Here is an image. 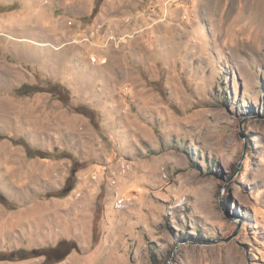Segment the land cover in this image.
<instances>
[{"label": "rangeland", "instance_id": "374dc122", "mask_svg": "<svg viewBox=\"0 0 264 264\" xmlns=\"http://www.w3.org/2000/svg\"><path fill=\"white\" fill-rule=\"evenodd\" d=\"M262 1L0 0V264H264Z\"/></svg>", "mask_w": 264, "mask_h": 264}, {"label": "trees", "instance_id": "16d2710c", "mask_svg": "<svg viewBox=\"0 0 264 264\" xmlns=\"http://www.w3.org/2000/svg\"><path fill=\"white\" fill-rule=\"evenodd\" d=\"M56 89H60L59 86H55ZM42 90L39 88H35L32 85H22L21 87H19L16 90V93L18 95H31L33 93L36 92H41ZM54 93V92H53ZM54 95H56V93H54ZM67 92L62 90V95H57V98L63 103V104H67ZM84 112H86V109H83ZM27 156L29 158H45V154L42 151L39 150H32L29 147L26 149V153ZM74 188V183L72 180H69V182L61 189V191L57 194L58 197H65L67 196ZM52 251V250H51ZM51 251L50 249L48 251H46L45 253L41 254V255H45V258L50 262H57L62 260L64 257H66V255L70 252V250L64 252L62 255L59 256L58 259H50L53 258V256H51ZM40 254V250H31V251H26L24 249H19L16 251H11V253H0V261H21V260H26L29 258H34L37 257Z\"/></svg>", "mask_w": 264, "mask_h": 264}, {"label": "bare ground", "instance_id": "6f19581e", "mask_svg": "<svg viewBox=\"0 0 264 264\" xmlns=\"http://www.w3.org/2000/svg\"><path fill=\"white\" fill-rule=\"evenodd\" d=\"M263 3H264V1H262ZM253 6H255L256 8H255V11H256V9L257 10H261L260 12H256L255 13V15H259V14H263V12H264V4H260V3H256V4H253ZM263 7V8H262ZM260 17H261V15H260ZM258 18V17H257Z\"/></svg>", "mask_w": 264, "mask_h": 264}, {"label": "water", "instance_id": "95a60500", "mask_svg": "<svg viewBox=\"0 0 264 264\" xmlns=\"http://www.w3.org/2000/svg\"><path fill=\"white\" fill-rule=\"evenodd\" d=\"M235 235H236V234H235ZM235 235H232V237L226 239L225 241H229V240H231Z\"/></svg>", "mask_w": 264, "mask_h": 264}]
</instances>
